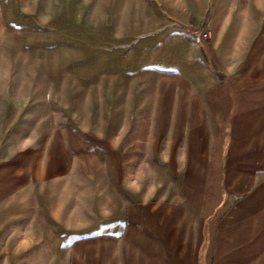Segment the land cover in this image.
Wrapping results in <instances>:
<instances>
[{
    "label": "rangeland",
    "instance_id": "rangeland-1",
    "mask_svg": "<svg viewBox=\"0 0 264 264\" xmlns=\"http://www.w3.org/2000/svg\"><path fill=\"white\" fill-rule=\"evenodd\" d=\"M182 7L203 41L214 18L238 24L240 45L263 23L264 0H0V264H112L101 239L119 198L113 172L157 206L142 217L135 254L163 225L188 241L169 217L182 209L184 175L168 108L184 96L149 69L152 30ZM156 102L158 142H135L151 134ZM131 115L142 126H117ZM119 129L114 158L103 140Z\"/></svg>",
    "mask_w": 264,
    "mask_h": 264
},
{
    "label": "crops",
    "instance_id": "crops-1",
    "mask_svg": "<svg viewBox=\"0 0 264 264\" xmlns=\"http://www.w3.org/2000/svg\"><path fill=\"white\" fill-rule=\"evenodd\" d=\"M188 15L182 7L152 30L154 66L149 68L157 74L166 71L172 80L167 94L184 96L168 108L167 139L180 141L175 136L182 135L178 157L184 201L181 210L170 215L165 209L163 216L165 222L170 215L184 223L188 241H176V226L163 225L149 252L135 254L142 217H151L157 206L137 197V182L113 172L119 198L101 239L110 246L112 264H264V16L261 28L251 29L246 44L240 45L238 24L219 25L214 18L209 39L203 41L206 34L185 23ZM147 110L145 126L151 134L135 142H158V102ZM129 119L117 126H142L132 115ZM121 131L103 140L114 158L123 156L117 144L127 130ZM122 191L132 192L131 197Z\"/></svg>",
    "mask_w": 264,
    "mask_h": 264
}]
</instances>
